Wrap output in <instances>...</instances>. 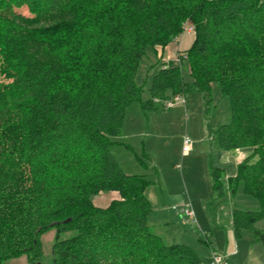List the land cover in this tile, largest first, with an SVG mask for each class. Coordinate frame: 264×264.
<instances>
[{
    "label": "trees",
    "instance_id": "obj_1",
    "mask_svg": "<svg viewBox=\"0 0 264 264\" xmlns=\"http://www.w3.org/2000/svg\"><path fill=\"white\" fill-rule=\"evenodd\" d=\"M49 18L58 23L18 29ZM186 21L191 45L153 74L142 99L134 77L147 48L164 49ZM0 55V264L22 255L40 264L39 236L52 229L50 264H200L189 246L151 231V182L126 174L110 146L131 104L156 111L200 92L206 106L212 82L231 112L215 144L252 148L227 184L232 193L241 182L259 209H233V233L264 248L254 227L264 218V0H0ZM211 177L220 194L222 170ZM100 191L119 197L96 207Z\"/></svg>",
    "mask_w": 264,
    "mask_h": 264
},
{
    "label": "rangeland",
    "instance_id": "obj_2",
    "mask_svg": "<svg viewBox=\"0 0 264 264\" xmlns=\"http://www.w3.org/2000/svg\"><path fill=\"white\" fill-rule=\"evenodd\" d=\"M19 11L31 16L25 8ZM57 23L58 20L52 18L29 20L18 24V29L22 34H29L35 28ZM191 27L186 21L183 33L163 50L147 48L134 77V81L143 86L142 99L148 96L153 74L169 61L177 65L178 57L191 45ZM1 62L0 55V70ZM181 68L184 80L189 81L187 66ZM1 81L4 78L0 72ZM210 89L211 103L206 106L200 92L184 95V101H175L170 107L161 103L156 111H144L138 102L131 104L124 112L121 133L112 138L118 143L110 146V152L126 174L145 175L151 182L145 190L152 206L147 223L166 243L189 246L200 258V264H209L211 252L227 255L230 264H264L262 244L251 242L246 230L239 238L232 231V210L256 211L259 209L257 199L243 192L241 182L232 193L224 180L220 194L213 189L211 170L222 167L224 179L235 175L238 151L223 150L215 144L214 131L230 121L231 112L229 98L222 95L219 85L212 82ZM185 136L190 138L189 153L182 152ZM240 150L248 155L252 148ZM118 197L116 191H100L91 201L94 206L104 208ZM185 206L193 210L194 219L183 213ZM254 227L264 230V218L256 221ZM39 240L43 251L40 264H50L55 230L44 232ZM235 249L236 256L230 257ZM3 264L30 263L28 257L22 255Z\"/></svg>",
    "mask_w": 264,
    "mask_h": 264
},
{
    "label": "built area",
    "instance_id": "obj_3",
    "mask_svg": "<svg viewBox=\"0 0 264 264\" xmlns=\"http://www.w3.org/2000/svg\"><path fill=\"white\" fill-rule=\"evenodd\" d=\"M191 29L193 28L191 27ZM181 99H182V96H176L173 99L165 101L163 104L167 107H170L174 104L175 101H180ZM191 149L192 148L190 145V138L185 136L183 138L182 152L189 153ZM182 211L187 217L194 219L193 210L189 206H185ZM209 264H230V262H229L227 255L211 252Z\"/></svg>",
    "mask_w": 264,
    "mask_h": 264
},
{
    "label": "crops",
    "instance_id": "obj_4",
    "mask_svg": "<svg viewBox=\"0 0 264 264\" xmlns=\"http://www.w3.org/2000/svg\"><path fill=\"white\" fill-rule=\"evenodd\" d=\"M193 38H194V34H193ZM163 50V49H162ZM236 151H238V154L236 155V158H235V161H236V166H237V164H238V162L240 161V160H242L244 157H246L247 155H245V154H243L242 153V151L240 150V149H235ZM240 150V151H239ZM217 168H220L221 170H222V177H223V174H224V169L222 168V167H217ZM225 176H227V174L225 175ZM229 176H231V175H228V177H227V179L229 178ZM235 175L233 174V176H231V177H234ZM227 179L225 178H223V180L226 182V183H224V184H226L227 185V187H228V184H227ZM227 190H228V188H227ZM229 191V190H228ZM232 231H233V228H232ZM236 249L229 255L230 257L232 256V257H235L236 256ZM210 259V258H209ZM228 259H229V257H228Z\"/></svg>",
    "mask_w": 264,
    "mask_h": 264
},
{
    "label": "water",
    "instance_id": "obj_5",
    "mask_svg": "<svg viewBox=\"0 0 264 264\" xmlns=\"http://www.w3.org/2000/svg\"><path fill=\"white\" fill-rule=\"evenodd\" d=\"M70 220V218L69 219H67V221H69Z\"/></svg>",
    "mask_w": 264,
    "mask_h": 264
}]
</instances>
